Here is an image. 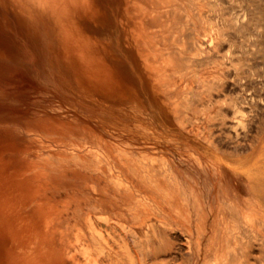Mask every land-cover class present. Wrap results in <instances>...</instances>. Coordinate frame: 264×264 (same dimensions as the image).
<instances>
[{"label": "rangeland", "instance_id": "obj_1", "mask_svg": "<svg viewBox=\"0 0 264 264\" xmlns=\"http://www.w3.org/2000/svg\"><path fill=\"white\" fill-rule=\"evenodd\" d=\"M93 2L79 27L102 54L94 70L69 64L49 13L25 23L0 4V204L19 196L26 217L0 242L34 245L40 204L60 246L84 215L140 200L164 217L138 231L164 238V264H201V236L251 242L253 261L248 181L215 161L264 168V0ZM258 208L264 257V198Z\"/></svg>", "mask_w": 264, "mask_h": 264}, {"label": "bare ground", "instance_id": "obj_2", "mask_svg": "<svg viewBox=\"0 0 264 264\" xmlns=\"http://www.w3.org/2000/svg\"><path fill=\"white\" fill-rule=\"evenodd\" d=\"M0 4L14 5L17 16L25 23L32 21L40 13H49L60 24L62 52L63 55L69 56L71 60L69 64L78 65V61L83 60L91 64L92 70L100 69L102 54L99 47L79 27V22L84 17L97 16V6L93 0H0ZM143 7L148 15V8ZM242 161L253 164L240 171L235 167L227 166L221 159L216 160L215 164L244 176L248 181L250 201L255 209L254 216L248 217L247 223L254 232L257 253L252 261L248 250L251 242L240 243L234 235L224 238L210 237L205 247L202 246L201 236L198 237V250L193 252L194 258L198 256L202 259L201 264H204L203 261L209 264L210 260H212L210 264H264L261 240L263 222L261 210L258 208L264 198L263 163L260 158L251 155L242 158ZM36 167L35 163L31 165V168ZM15 175L19 173L16 172ZM42 175V171L34 173V176L38 178ZM28 178L30 179L29 176ZM14 183H18L17 180ZM37 192L34 191L33 195L35 196ZM5 201V204H0V238L6 232L5 229L13 230L16 222L21 223L26 219L23 199L13 196ZM140 203L139 200L136 205L125 207L123 210L125 215L120 213L98 216L91 214L88 217L84 215L81 217L82 226L77 228L74 238L69 232L63 233L64 239L60 242V246L55 236L53 222L55 210L51 206L40 204L33 213L41 221L38 239L34 245H23L19 249L14 248L13 245L9 246L8 242H0V264H164L171 262L162 257L167 253V249L165 240L161 236H150L145 232L147 235L144 233L146 235L144 239L148 247H141L144 239L138 231L144 228L150 230L153 227V218L165 220L161 213H152L150 205L145 202V206L140 208L142 206ZM162 206L158 208L164 211ZM101 210H104V207ZM221 245H226L222 247V252H220ZM239 250H242V253ZM202 253L205 254L204 257H200Z\"/></svg>", "mask_w": 264, "mask_h": 264}]
</instances>
